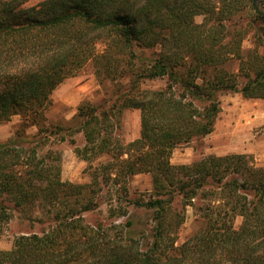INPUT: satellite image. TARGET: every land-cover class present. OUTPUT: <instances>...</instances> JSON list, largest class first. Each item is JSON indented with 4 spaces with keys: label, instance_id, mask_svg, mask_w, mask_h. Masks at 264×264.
Here are the masks:
<instances>
[{
    "label": "trees",
    "instance_id": "obj_1",
    "mask_svg": "<svg viewBox=\"0 0 264 264\" xmlns=\"http://www.w3.org/2000/svg\"><path fill=\"white\" fill-rule=\"evenodd\" d=\"M26 2L0 0V123L20 117L14 135L0 142V226L15 210L42 227L15 236L0 250V264H264V167L238 153L170 162L174 148L213 130L221 93L264 98V57L257 50L252 54L262 65L254 60L238 73L223 68L240 57L247 27L264 47V11L253 4L256 18L230 31L226 21L239 0ZM89 61L97 77H126L129 84L108 105L80 104L72 126L85 140L74 148L77 156L108 157L92 182L117 184V202L147 214L137 227L127 208H110L126 217L113 233L84 219L101 188L61 180L60 164L52 162L59 155L38 153L57 133L45 116L52 91ZM157 78L163 86L140 85ZM123 108L140 112V134L128 144L112 134ZM32 125L37 131L28 136ZM142 172L152 179L146 200L131 196L125 184ZM186 206L198 211L200 224L174 246ZM140 236L150 242L139 244Z\"/></svg>",
    "mask_w": 264,
    "mask_h": 264
},
{
    "label": "rangeland",
    "instance_id": "obj_2",
    "mask_svg": "<svg viewBox=\"0 0 264 264\" xmlns=\"http://www.w3.org/2000/svg\"><path fill=\"white\" fill-rule=\"evenodd\" d=\"M28 4L37 3L40 0H26ZM253 4L264 11V0H239L238 12L234 18L226 21V27L231 31L235 28L249 24L250 20L256 18L253 13ZM203 20L202 15L195 16L196 22ZM259 24H262L257 19ZM246 37L241 41L242 51L240 57H231L223 64L232 72L238 73V68H249L254 65V60L263 61L253 55L257 50L259 56L264 57V47L255 41L254 31L251 27ZM146 55V54H145ZM264 64V63H263ZM95 68L91 61L87 62L75 75L65 78L59 83L51 93V104L45 111L47 123L55 125V135L50 136L48 141L39 148V155L50 151L51 154L59 155V160L53 159V163L60 164V178L74 184H87L90 188L99 187L96 199L99 201L95 209L84 213V219L90 225L101 224L113 233V226L125 222V216H118L112 213L110 208L125 207L127 214H135L136 221L147 220L146 213L127 202L118 201L114 189L117 184L98 185L92 182L93 171L100 163L108 159L107 156L91 157L84 160L77 156L74 151L76 146L82 147L85 140L82 132L75 131L73 125L76 120L77 108L82 103H91L98 107L108 105L115 100L123 91L128 88V78L119 81L107 77H97ZM239 83L244 82L241 73L238 76ZM163 79H145L140 83L141 87L158 88L163 86ZM219 112L216 116L213 130L199 140H194L186 145H181L172 150L170 162L172 164H189L208 155L225 154H247L257 167H264V98L246 97L241 92H225L218 97ZM20 122L18 115L13 116L9 121L0 123V142L11 138L14 135ZM115 128L113 137L118 138L122 143H127L137 138L140 134V112L136 108H123L119 116L115 118ZM37 131L34 125L26 129L28 136ZM61 136L63 139H61ZM100 176V175H99ZM100 180V177H98ZM125 184L129 193L133 197L148 199L152 194V179L148 172L137 173L130 176ZM87 187V186H86ZM108 192V193H107ZM180 208L179 203L174 202ZM181 211V209H180ZM196 209L186 206L183 210L184 220L176 228L173 235V245H180L200 224V219ZM37 211L34 215H39ZM9 219L1 223L0 226V250L9 249L12 246L14 237L26 231L38 232L42 223L29 221L26 216L18 211H10ZM150 219V217H148ZM169 221V220H168ZM242 217L236 216L234 225L241 224ZM151 220L148 225L151 224ZM47 227V223H43ZM136 226H140L139 221ZM138 229V228H137ZM146 235V234H145ZM143 235V236H145ZM147 238V237H146ZM140 236L139 244L143 242L146 246L149 239ZM150 242V241H149Z\"/></svg>",
    "mask_w": 264,
    "mask_h": 264
}]
</instances>
